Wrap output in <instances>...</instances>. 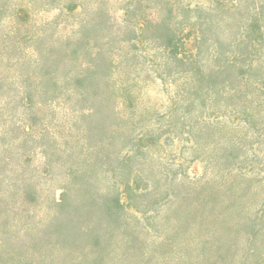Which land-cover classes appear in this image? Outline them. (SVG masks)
Masks as SVG:
<instances>
[{
	"label": "trees",
	"instance_id": "1",
	"mask_svg": "<svg viewBox=\"0 0 264 264\" xmlns=\"http://www.w3.org/2000/svg\"><path fill=\"white\" fill-rule=\"evenodd\" d=\"M55 1L21 0L13 6L15 13L11 19L20 27L24 18L28 19L35 12L33 7L44 6L47 11L56 8ZM86 1L89 0H67L58 6L60 11L77 12L80 17L69 36L57 37L56 41L48 43L43 37L46 31L30 35L29 39L34 41L19 58L5 45L7 40L0 38V64L17 65L14 75L21 78V82L18 86L14 84L13 91L17 87L24 94L21 100L26 110L17 120L10 115H0V211L5 215L6 224L9 223L7 226L29 220L33 229L40 228V238L29 237L28 249L32 251L47 249L50 244L67 250L78 249V242L84 240L86 246L80 259L72 257L69 263L86 264L85 261L95 260L96 253L100 255L101 239L111 238L118 232L127 209L140 214L151 211L148 202L141 200L151 196L157 198L154 204L159 198L165 201L164 205L169 206L167 213L178 206L174 215L165 218L184 219L183 233L189 245H195L193 251L197 258L206 256L208 249L221 254L233 246V264L237 260L238 264H246V259L257 255V251L255 263L264 264V192L258 194L253 187L264 185V179L250 182L251 191L247 193L233 192V196L229 195L232 197L225 198L215 194L217 196L198 199L186 195L178 205L181 196L166 193L163 197L157 185L149 186L150 179L142 177L140 151L157 145L159 137L145 140L144 146L142 137L132 136L108 121L110 118L105 111L107 88L114 71L130 64L136 54H147L146 50L138 49L140 44L153 43L158 46L157 55L163 61L161 67H182L178 73L184 75L182 84L176 86V100L184 103V113L176 116L174 112L178 107L173 103L174 109L165 114L170 130L177 123L186 126L184 120H188L192 109L204 105L208 99L204 94H211L214 105L219 106L216 97L221 93L230 101L225 109L233 107L235 120L253 129L259 124L256 132L264 135V74L254 77L264 65V1L249 12L248 24L240 27L233 49L228 48L224 58L219 57L222 53L216 48L209 52L207 68L202 66L199 48L203 40V20L200 21L199 15L192 17L190 14L196 10L183 0H124L120 8L123 13L116 22L105 9V0H90L94 2L92 6ZM186 24L196 32L198 41L195 52L189 54L184 48ZM28 54L33 70L27 75L22 74L24 66L21 65L26 64ZM2 87L0 83V89ZM57 108L59 111L55 112ZM31 109L35 112H28ZM253 114L257 115L256 119ZM12 123L23 127L27 136L34 132L30 131V126L39 127L41 131L34 137L41 144L46 166L58 168L70 179L71 185L63 188L65 193L57 209L34 220L29 211L38 205L37 186L32 178L12 176L10 150L18 139L11 136ZM99 149L107 152L101 155L97 153ZM97 171L118 179L113 182V191L100 192L96 188L92 176ZM151 171L149 169L145 176H151ZM142 181L146 182L143 187L140 186ZM181 209L183 213L179 214ZM94 211L100 212L96 220L89 216ZM228 216L233 217L231 222L226 219ZM224 225L230 236L221 234L215 238V244L211 234L220 232V226ZM92 228H97L95 236L91 234ZM63 260L31 253L24 264H67Z\"/></svg>",
	"mask_w": 264,
	"mask_h": 264
},
{
	"label": "rangeland",
	"instance_id": "2",
	"mask_svg": "<svg viewBox=\"0 0 264 264\" xmlns=\"http://www.w3.org/2000/svg\"><path fill=\"white\" fill-rule=\"evenodd\" d=\"M66 1L56 0V8L51 7L47 11L44 10V6L33 7L35 12L32 16L28 19L24 18L25 22L21 23L20 27H16L11 16L15 13L13 6L21 0H0V6L3 7L0 9V38L7 40L5 45L11 47L15 58H19L22 51L29 50L34 41L29 39L30 35L46 31L43 37L50 43L56 41L57 37H67L71 34L73 26L80 17L77 16V12L59 10V4ZM183 1L196 10L190 14L192 17L199 15L200 21L203 20L201 28L203 40L199 48L202 66L207 68L210 61L209 52L216 48L222 53L219 57L224 58V52L228 48L233 49V40L240 33V27L248 24L249 12L253 11L254 7L260 6L264 0ZM86 2L91 6L94 4L90 0ZM125 2L105 0L104 7L115 22L122 15L120 8ZM184 28V34H187L185 52L193 53L198 42L197 34L187 27V24ZM157 48L158 46L153 43L140 44L138 49L146 50L147 54H136L130 60V64L116 69L107 88L105 111L110 118L108 121L126 129L132 136L142 137L144 146H146L145 140H154L156 137L160 139L157 145L140 151L142 177L150 179L149 186L157 185L158 193L163 197L166 193L181 196L178 205L181 204V198L186 195L196 199L217 195L225 198L232 197L233 192L240 194L250 192L252 187H249L250 182L264 179V135L260 136L256 132L259 124L253 129L242 121L235 120L233 107L231 110L225 109V104L230 103L228 99L223 98L220 93L216 97L220 101L219 106L214 105V97L211 98V94L207 93L208 95L204 94V97L208 98L204 105L192 109L188 120H184L186 126L177 123L176 127L170 130L165 123V114L174 109L173 103L178 107L174 112L176 116H183L184 113V103H178L176 100V86L182 84L184 75L178 73L182 67L173 65L161 67L163 61L161 56L159 58L157 55ZM29 59L28 54L26 64L21 65L24 66L22 74L28 75L33 70L28 63ZM15 67L17 65L13 66L12 63L0 64V78H3L0 80V83H3L0 89V115H10L17 120L26 110L21 100L24 99V94L17 87L13 91L14 84L18 86L21 82V78L14 75ZM261 67L255 72L257 74L255 78L264 74V65ZM35 109L28 112H35ZM58 111L59 108L55 110ZM254 118L256 119L257 115H254ZM13 123L11 136L18 139L10 150L14 170L12 176L32 178L33 183L36 184L38 205L29 211V216L34 220L39 215L53 213L57 209L56 205L61 202L62 193H65L63 188H69L71 185L70 179L68 176H63L58 168L46 166L45 157L41 153V144L35 141L34 137L41 131L39 127L27 125L30 126V131H34L27 136L23 127L16 123L13 126ZM188 124L192 125L189 127ZM189 130H191L190 134ZM234 143L236 145H233ZM105 152L107 151H97L101 155ZM149 169L152 170L151 176H145L149 173ZM92 179L100 192L113 191V182L118 180L115 176L104 175L100 171H97ZM233 179L236 183L234 189ZM145 184L146 182L142 181L140 186L143 187ZM263 186L253 187H256L258 194H262ZM67 197L69 198L66 193ZM141 200L148 202L151 211L140 214L127 209L126 218H123L118 232L111 238L101 239L98 247L100 255L96 253L93 255L95 260L84 263L93 264L96 261L97 264H233V246L221 254L214 252L212 248L206 251V256H202L203 258L199 259L195 256L193 251L195 245H189L183 233L184 227L181 223L184 219L178 218V221H175L165 218L174 215L178 206L167 213L169 206L164 205L165 201H160L162 199L159 198L157 204H154L157 198L151 196L143 197ZM221 207L222 205L219 206ZM183 208L187 209V205ZM181 213H183L182 209L179 214ZM99 214V211H94L89 216L96 220ZM4 216L0 211V264H24L31 253L38 257L44 254L51 255L56 260L64 259V262L70 264L72 257L80 259V255L83 254L81 251L86 246L84 240L78 242V249L67 250L60 248L59 245L50 244L52 248L32 251L28 249L29 237L40 238V228L33 229L34 226L29 220L7 226L9 223L6 224ZM232 218L228 216L226 219L231 222ZM220 227V232L211 234L215 244V238L221 234L230 236L227 226ZM25 230H27L26 235H24ZM96 230L97 228H92V236H95ZM128 247L131 248L127 249ZM45 250L49 252L46 253ZM257 255L249 256L245 263L256 264ZM238 262L240 261H235V264Z\"/></svg>",
	"mask_w": 264,
	"mask_h": 264
}]
</instances>
